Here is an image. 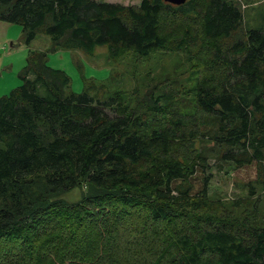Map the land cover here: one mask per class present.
Here are the masks:
<instances>
[{
    "label": "trees",
    "instance_id": "trees-1",
    "mask_svg": "<svg viewBox=\"0 0 264 264\" xmlns=\"http://www.w3.org/2000/svg\"><path fill=\"white\" fill-rule=\"evenodd\" d=\"M175 20L187 24L166 30ZM243 20L233 0H0V21L20 26L26 46L51 42L28 50L21 84L0 97V245L21 249L0 264H264L256 203L241 217L209 200L208 177L197 196L189 184L210 127L222 159L254 161L264 186V24L241 33ZM98 47L112 61L183 53L199 72L196 111L169 114L159 96L149 109L164 125L146 132L117 96L74 92L47 64L48 52ZM73 189L77 202L62 199Z\"/></svg>",
    "mask_w": 264,
    "mask_h": 264
},
{
    "label": "rangeland",
    "instance_id": "rangeland-1",
    "mask_svg": "<svg viewBox=\"0 0 264 264\" xmlns=\"http://www.w3.org/2000/svg\"><path fill=\"white\" fill-rule=\"evenodd\" d=\"M97 1L125 6H138L140 3V0ZM233 1L243 12L241 33L245 28H257L264 24V0ZM185 24L187 23L183 20H175L166 30L177 31ZM240 32L235 34L231 41L238 38ZM50 44L48 37L38 35L26 46L20 26L0 21V97L20 85L18 73L26 64L28 50L45 51L50 49ZM47 64L67 73L71 80L70 89L74 92H81L88 87L89 94L101 100L108 96H117L147 124L146 132L164 125L161 117L149 109L153 106L151 100L159 96L166 97L160 102V106L167 105L169 114L185 116L196 111L193 90L199 72L195 65L189 64L188 57L183 53L158 51L147 58L126 54L121 59L112 61L108 58L105 47L96 48L93 54H86L82 50L59 49L48 52ZM205 68V72L209 73V64ZM203 132L204 137L196 140L194 145L204 158L205 166H195V174L189 179L191 196L199 194L204 186V179L208 177L209 200L233 212L237 210L235 212L241 217L252 213L256 203L257 225L264 226V186L257 182V164L253 161L237 168L233 163L223 160L224 148L211 140L214 132L210 127ZM194 161L196 163L197 159ZM179 184L180 181H176L173 187ZM82 192L83 189H73L62 195V199L70 203L77 202ZM171 222L174 228L183 225L180 218ZM0 252L10 256L20 254L21 249L0 245Z\"/></svg>",
    "mask_w": 264,
    "mask_h": 264
},
{
    "label": "water",
    "instance_id": "water-1",
    "mask_svg": "<svg viewBox=\"0 0 264 264\" xmlns=\"http://www.w3.org/2000/svg\"><path fill=\"white\" fill-rule=\"evenodd\" d=\"M164 1L172 5H181L184 4L187 0H164Z\"/></svg>",
    "mask_w": 264,
    "mask_h": 264
},
{
    "label": "crops",
    "instance_id": "crops-1",
    "mask_svg": "<svg viewBox=\"0 0 264 264\" xmlns=\"http://www.w3.org/2000/svg\"><path fill=\"white\" fill-rule=\"evenodd\" d=\"M21 84V83H20ZM18 87V86H17Z\"/></svg>",
    "mask_w": 264,
    "mask_h": 264
}]
</instances>
